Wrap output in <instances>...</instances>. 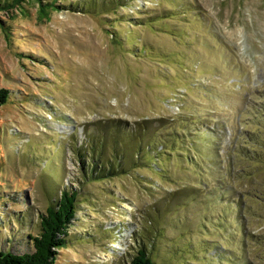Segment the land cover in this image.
<instances>
[{
  "label": "rangeland",
  "instance_id": "374dc122",
  "mask_svg": "<svg viewBox=\"0 0 264 264\" xmlns=\"http://www.w3.org/2000/svg\"><path fill=\"white\" fill-rule=\"evenodd\" d=\"M0 89V251L68 189L56 264H264V0H0Z\"/></svg>",
  "mask_w": 264,
  "mask_h": 264
},
{
  "label": "trees",
  "instance_id": "16d2710c",
  "mask_svg": "<svg viewBox=\"0 0 264 264\" xmlns=\"http://www.w3.org/2000/svg\"><path fill=\"white\" fill-rule=\"evenodd\" d=\"M37 1L41 3V0ZM96 4L97 2H92L86 9L93 10ZM101 5L103 4L101 3ZM9 94L8 90L0 89V106L7 102ZM99 145L100 143L96 139H91L89 146L91 153ZM147 147L154 149L155 153L158 150L156 146L154 148L149 144H147ZM112 149L115 159V156L119 155L118 145L115 146L114 144ZM138 151L139 148H137ZM120 154L121 157L122 153ZM91 162L93 164V160ZM108 169L111 174L112 167L110 165H108ZM96 172L95 168H93L92 173L101 177L104 174V169L102 168L98 173ZM77 196L78 194L75 191L68 189L61 190L59 197L46 207L44 213L38 215V233L36 235H28L31 250L24 253L0 251V264H56L58 250L64 248L69 242L68 229L75 219ZM147 250V247L143 244L137 247L128 264H154V260L150 257Z\"/></svg>",
  "mask_w": 264,
  "mask_h": 264
}]
</instances>
